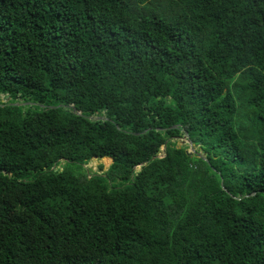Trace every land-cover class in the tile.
Segmentation results:
<instances>
[{
	"label": "trees",
	"instance_id": "1",
	"mask_svg": "<svg viewBox=\"0 0 264 264\" xmlns=\"http://www.w3.org/2000/svg\"><path fill=\"white\" fill-rule=\"evenodd\" d=\"M0 264H264V0H0Z\"/></svg>",
	"mask_w": 264,
	"mask_h": 264
},
{
	"label": "rangeland",
	"instance_id": "2",
	"mask_svg": "<svg viewBox=\"0 0 264 264\" xmlns=\"http://www.w3.org/2000/svg\"><path fill=\"white\" fill-rule=\"evenodd\" d=\"M186 142L189 145L188 141H186ZM193 149H194L193 150L194 152L201 153L198 148H193ZM191 152H192L191 148H188V153H191ZM99 162L102 163V164H104V169H107V166L109 165V162L110 161H108V160L107 161L101 160ZM86 168L89 169V170H91L92 172H97V163L96 162H91L90 164H88L86 166Z\"/></svg>",
	"mask_w": 264,
	"mask_h": 264
},
{
	"label": "water",
	"instance_id": "3",
	"mask_svg": "<svg viewBox=\"0 0 264 264\" xmlns=\"http://www.w3.org/2000/svg\"><path fill=\"white\" fill-rule=\"evenodd\" d=\"M91 120H92V121H98V120H105V118H104V117H92ZM188 143H189L190 148H191V150H192V152H191L190 154H197V155L199 156V158L205 159V157L202 156L199 152L197 153V152H194V151H193V150H194V149H193L194 147L191 145L190 141H188Z\"/></svg>",
	"mask_w": 264,
	"mask_h": 264
}]
</instances>
